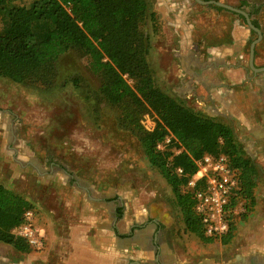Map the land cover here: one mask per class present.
<instances>
[{"label":"rangeland","instance_id":"rangeland-1","mask_svg":"<svg viewBox=\"0 0 264 264\" xmlns=\"http://www.w3.org/2000/svg\"><path fill=\"white\" fill-rule=\"evenodd\" d=\"M31 1L13 3L28 6ZM144 1L147 11L140 31L147 41L146 61L152 81L164 94L195 110L191 99H180L173 92L176 86L173 49L183 34L164 25L158 11L163 10L162 3L167 2L181 13L187 11L186 20L192 26L189 41L202 45L201 51L204 47L229 42L234 14L221 13L217 11L220 7L202 5L194 0ZM202 1H216L247 12L264 35V0ZM242 1H246L243 6ZM239 19L247 27L244 19ZM256 37L255 33H250L246 59ZM261 41L256 58L260 65L264 64V42ZM89 62V56L80 50L73 49L62 55L54 64L56 75L50 87H26L0 78V184L35 203L38 200L54 202L57 197L51 192L61 185L111 188L113 209L118 206L112 217L117 215L119 220L147 226L158 241L167 244L175 255V264H239L242 255H255L252 250L263 244L254 235L259 239L260 230H264V207L252 208L243 214V202H239L233 214V239L226 245L218 238L203 242L188 232L171 188L149 164L137 136L119 126L121 110L100 99L102 80L90 71ZM122 79L132 86L127 75H122ZM158 121L156 113L148 109L139 124L144 131L152 132ZM50 168L51 175H41ZM62 172L70 177H62ZM261 183L264 184L263 177ZM35 207L33 204L36 216ZM151 220L158 225H152ZM252 232L251 240L248 235ZM246 247L248 250H244ZM248 262L261 264L262 261L255 257Z\"/></svg>","mask_w":264,"mask_h":264},{"label":"trees","instance_id":"trees-1","mask_svg":"<svg viewBox=\"0 0 264 264\" xmlns=\"http://www.w3.org/2000/svg\"><path fill=\"white\" fill-rule=\"evenodd\" d=\"M13 1L18 0H0V78L26 87H50L56 61L70 50H80L90 58V71L102 80L100 99L121 110L119 126L137 136L149 164L171 188L188 232L203 242L217 239L204 235L194 213V192L201 183L187 187L197 172L196 162L206 155L227 156L236 172L239 189L228 209L236 208L239 202H243V214L254 208L258 170L233 129L185 107L154 85L146 61V37L140 31L147 11L144 0H32L28 6H17ZM122 75L132 80V86ZM148 109L159 119L152 132L139 124ZM169 134L170 143L158 151L157 145ZM27 210H33V204L0 184V242L19 251L28 250L27 243L12 234ZM227 218L228 232L218 238L224 245L235 231V216Z\"/></svg>","mask_w":264,"mask_h":264},{"label":"crops","instance_id":"crops-1","mask_svg":"<svg viewBox=\"0 0 264 264\" xmlns=\"http://www.w3.org/2000/svg\"><path fill=\"white\" fill-rule=\"evenodd\" d=\"M162 4L163 10L159 9L158 13L164 25L183 34L173 49L176 65L173 92L180 99H191L200 115L233 129L236 139L258 170L253 195L254 208L260 209L264 207V184L261 183L264 178V64L256 62L258 44L254 52L255 69H252L249 56L245 58L251 31L242 25L241 16L222 9L221 13L234 14L229 42L204 47L201 51L202 45L189 41L192 26L186 20L187 11L181 13L168 2ZM46 172L41 175H51V168ZM61 176L70 177L66 172ZM53 190L51 194L57 198L52 203L41 200L35 203L21 195L36 206L35 226L44 233L43 248L19 251L0 242V264L176 263L175 255L167 244L157 240L152 230L112 217L111 188L61 185ZM260 231V240L256 234L254 238L263 244L252 250L255 255H242L239 264H249L248 261L255 257L264 264V230ZM252 236L253 232L248 235L249 239ZM134 251H137L135 257ZM259 252L263 255L259 256Z\"/></svg>","mask_w":264,"mask_h":264},{"label":"built area","instance_id":"built-area-1","mask_svg":"<svg viewBox=\"0 0 264 264\" xmlns=\"http://www.w3.org/2000/svg\"><path fill=\"white\" fill-rule=\"evenodd\" d=\"M170 139L171 135L167 136L156 149L162 151ZM228 161L225 155L204 156L196 162L197 172L187 185L192 189L201 183V187L194 192V213L201 221L204 235L209 238L225 235L229 228L227 217L236 214V208L228 209V205L239 184L236 172L230 168ZM177 173L182 171L177 169ZM33 219V210L25 211L22 223L12 230V234L23 239L32 249L40 250L44 246V233L33 225Z\"/></svg>","mask_w":264,"mask_h":264},{"label":"water","instance_id":"water-1","mask_svg":"<svg viewBox=\"0 0 264 264\" xmlns=\"http://www.w3.org/2000/svg\"><path fill=\"white\" fill-rule=\"evenodd\" d=\"M196 1L197 3L199 4H202V5H215L217 7H220L222 9H225L229 12H232L236 15H239L241 16L244 21H245V24L247 25L249 31L253 32L256 34V39L253 40L249 46V66L252 68V69H255L254 68V52H255V47L256 45L261 41L262 39V33L260 31L259 28H257L251 21L250 19V16L247 12L241 10V9H238V8H235V7H232V6H229V5H225V4H222V3H219V2H216V1H202V0H194ZM258 70V69H257ZM261 70V69H260ZM264 70V69H262Z\"/></svg>","mask_w":264,"mask_h":264},{"label":"flooded vegetation","instance_id":"flooded-vegetation-1","mask_svg":"<svg viewBox=\"0 0 264 264\" xmlns=\"http://www.w3.org/2000/svg\"><path fill=\"white\" fill-rule=\"evenodd\" d=\"M238 9H239V8H238ZM113 201H116V199H114ZM117 207H118V206L116 205V207H115L114 210H113L114 213L117 212V209H116ZM117 217H118V216L116 215L115 218L118 219ZM150 222H153L152 225H154V226H157V225H158L157 222H156L155 220H151ZM148 223H149V222H148ZM147 225H148V224H147ZM145 227H147V226H145ZM157 228H158V227H157ZM154 245H155V244H154Z\"/></svg>","mask_w":264,"mask_h":264}]
</instances>
